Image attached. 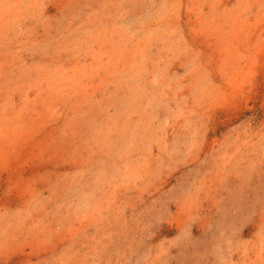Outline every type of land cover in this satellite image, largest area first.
<instances>
[{
	"label": "rangeland",
	"instance_id": "rangeland-1",
	"mask_svg": "<svg viewBox=\"0 0 264 264\" xmlns=\"http://www.w3.org/2000/svg\"><path fill=\"white\" fill-rule=\"evenodd\" d=\"M0 264H264V0H0Z\"/></svg>",
	"mask_w": 264,
	"mask_h": 264
}]
</instances>
